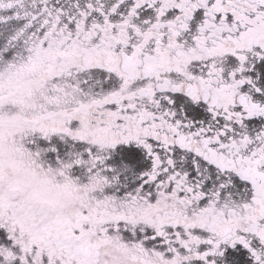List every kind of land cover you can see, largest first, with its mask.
<instances>
[{"label": "snow or ice", "instance_id": "obj_1", "mask_svg": "<svg viewBox=\"0 0 264 264\" xmlns=\"http://www.w3.org/2000/svg\"><path fill=\"white\" fill-rule=\"evenodd\" d=\"M0 264H264V0H0Z\"/></svg>", "mask_w": 264, "mask_h": 264}]
</instances>
